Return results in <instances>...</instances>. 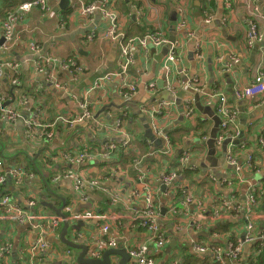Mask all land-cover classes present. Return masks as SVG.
Wrapping results in <instances>:
<instances>
[{
  "label": "crops",
  "instance_id": "obj_1",
  "mask_svg": "<svg viewBox=\"0 0 264 264\" xmlns=\"http://www.w3.org/2000/svg\"><path fill=\"white\" fill-rule=\"evenodd\" d=\"M24 1L0 0V16ZM179 1L183 30L177 29L179 15L172 0H116L110 4L119 31L128 39L159 34L165 43L147 51L135 46L128 77L122 81L116 74L97 89H93L97 77L119 71V43L105 36L107 21L99 14L81 17L71 9V0L64 9L52 6L53 12L47 15L32 10L25 21L14 25L9 48L3 49L0 43V61L19 65L17 85L10 83V70L0 76L3 105L19 115L12 122L0 118V160L3 175L12 168L24 173L19 185L9 181L4 190L22 207L28 208L26 200H34L31 214L58 216L46 203L62 209L65 218L81 216L74 225L68 224L65 238L87 247L86 257H92L99 241L115 240L126 251L145 245L155 264H217L210 253H194L191 243L215 247L241 240L245 223L232 208L243 212L249 186L257 193L250 222L256 236L264 235V95L251 100L235 97V89L247 86L258 73L264 74V0ZM57 15L64 18V25ZM251 26L261 39L249 45ZM95 29V39L88 41ZM169 41L177 53L171 63L166 62ZM67 59L82 69L81 75L62 65ZM38 61L45 63L42 74L35 70ZM124 83L133 85L135 92L122 96ZM218 97L225 98L234 114L229 133L239 131L238 145L211 141L213 133L214 137L220 133L215 114ZM161 103L165 105L161 107ZM85 113L88 115L83 116ZM35 116L50 130V139L40 131L27 132L26 122ZM79 117H83L81 122L76 120ZM157 129L168 137L169 144L157 135ZM106 143L115 145V152L103 158ZM81 153L90 158L80 163L64 158ZM228 156L241 166L240 173L227 163ZM248 157L251 167L245 164ZM172 172L176 178L162 191L161 178ZM66 173L96 181L99 187L84 190L81 196L73 181L64 178ZM145 188L152 194L154 206L168 210L158 220L166 238L162 248L129 223L131 208L137 212L145 209ZM134 191L138 197L127 202ZM223 202L229 203L228 212L221 208ZM215 210L217 217H213ZM63 225L47 226L40 237L49 249L31 259L29 246L39 235L25 225L1 220L0 243L9 241L13 250L2 264H78L81 251L59 245ZM104 227L108 228L106 234ZM170 242L175 245L168 251ZM68 250L71 254L65 258ZM256 250L255 244L245 245L238 264L254 263L259 257L264 263V246L261 255ZM185 252L191 260H186ZM117 260L113 257V264Z\"/></svg>",
  "mask_w": 264,
  "mask_h": 264
},
{
  "label": "built area",
  "instance_id": "obj_2",
  "mask_svg": "<svg viewBox=\"0 0 264 264\" xmlns=\"http://www.w3.org/2000/svg\"><path fill=\"white\" fill-rule=\"evenodd\" d=\"M61 0H25L20 6H18L13 11L6 14L4 20L1 24V31L3 37V49H8L10 44L13 41V27L15 24L25 21L28 15L32 12V10L37 9L42 14H50L53 12V7L57 8ZM116 0H102L100 2H95L92 4L85 5L82 0H71V9L76 11L81 17L90 18L95 14H99L102 19L107 21L108 29L105 31V36L108 37L112 41H117L120 47L119 53V71L117 73L108 74L99 76L96 78L95 83L93 85V89H97L102 86L106 82H111L116 74L118 75L116 79L124 81L126 77H128V69L132 64V55L134 51V47L138 46L144 51L150 48V46L158 47L162 46L165 43V40L159 34H147L141 38L128 39L123 33L119 31L118 26V17L114 11L111 10L110 4ZM176 4V12L179 15V21L177 24L178 30L185 29V21H184V13L183 8L179 0H172ZM58 21L64 25L65 20L61 16L57 15ZM97 29L93 30L91 34L86 38L88 41H92L96 37ZM261 38L257 37L256 29L254 26L250 27V33L248 34V44L252 45L256 41H259ZM198 44H196V49L198 48ZM31 50H35L33 48V44L30 45ZM177 59V53L175 50V44L170 45L169 52L166 57V62L171 63ZM64 67H69L74 69L76 72L75 75H81L82 69L77 67L74 61L67 59L65 62H62ZM45 63L36 62L35 70L37 74H42L44 72ZM11 71V84L17 85L19 78V65L15 62H7L0 61V76L3 74L4 70ZM195 83V81H194ZM125 85H121L120 94L124 97L129 93L135 92V87L131 84L124 83ZM190 87V84H188ZM154 86H151L153 88ZM125 89V91H124ZM128 92V93H125ZM264 95V74L258 73L253 80L247 84L242 89H235V97L237 99H255L262 97ZM5 95L0 91V118L6 122H12L19 119V115L11 108L5 107L4 104ZM165 103H161L160 106H164ZM4 106V107H3ZM215 113L219 117V135L217 136L216 142L220 144L223 141L229 140L232 141L234 138H239L240 133L236 130L233 134L229 133V125L233 122L234 114L231 113L229 109V104L226 102L224 97H218V102L215 106ZM190 113V112H189ZM85 113L83 116H87ZM83 117L77 118V122H81ZM65 121L64 119H61ZM75 120V121H76ZM74 121V122H75ZM27 132L30 134L32 132H39L44 134L47 139L52 137V134L47 132L50 131L46 128L45 125L40 123L36 116L26 122ZM119 124H117L118 126ZM157 135L162 136L167 144H169V139L162 133L159 129L156 130ZM261 146L264 150V142L261 143ZM115 152V145L111 143H106L103 146V150L101 153V157L108 158ZM70 163H80L89 159V155L87 153H81L72 157L70 155L64 157ZM182 163L185 164L186 157L181 159ZM252 158L248 157L246 161V166L251 167ZM227 163L229 165L234 166V170L236 173H240L241 166L237 164L231 156L227 157ZM4 166L3 162L0 160V221L4 220L7 222H12L17 226H27L32 232L39 235V238L35 241L33 240L29 246V252L31 255V259H34L36 255L41 254L45 251V253L49 249V245L47 242L43 241L40 235L43 237L47 226L50 225L51 229L58 227L60 224L67 223L69 225H74L77 219H81V216L75 215L74 217L65 218L59 216H44L31 214L29 208L35 207L36 203L34 200H26V207H22L18 204H15V199L11 196V194L7 193L4 190V187L7 182L13 181L16 185L20 184V179L23 176V171L17 168H12L9 170L8 174L3 175ZM60 177H63L60 176ZM60 177H57L56 180ZM64 178L71 179L75 186V191L83 196V191L87 189H96L99 187V184L96 181H87L81 178L79 175L75 173H66ZM176 178L175 172L164 175L161 178L162 184L167 187L172 181ZM146 190L145 196V209L141 212H137L133 207L131 210L133 211V215L129 218V223L131 226H137L141 230H143L148 235V241L154 243L158 248H162L165 245L166 238L161 228L158 225V220H160L162 214L167 212L163 208H157L153 205V196ZM138 197V193L136 191L132 192L127 202L135 201V198ZM188 201V199L186 200ZM115 202V200H113ZM257 206V198H256V189L254 186H249L246 190L245 201L243 203V212H240L238 207H233L235 215L242 219L245 223L244 225V234L241 240H238L236 243L227 242L224 246H200L195 242L191 243L192 250L197 254L210 253L213 258V261L218 264H238L240 262V258L242 255L243 247L249 244L257 245L256 254H260L262 252L261 245L264 242V235L256 236L253 231L252 223L250 222L251 218V210ZM221 208L225 211L230 210V205L228 202H223L221 204ZM219 212L215 210L213 213V217H217ZM195 224V229H198V224L193 221ZM108 231L107 227H104L102 232L106 234ZM97 249L92 254L91 258H100V254L103 249H114L118 247V243L115 240L104 241L101 240L97 243ZM44 253V254H45ZM129 256L130 264H155L153 259L148 257V249L145 245H141L137 248H131L127 251ZM12 244L9 241H4L0 243V264L9 260L12 256ZM70 251H66L64 253V257L68 258L70 256ZM20 257V256H19ZM21 259V257H20ZM34 264V263H28Z\"/></svg>",
  "mask_w": 264,
  "mask_h": 264
},
{
  "label": "water",
  "instance_id": "obj_3",
  "mask_svg": "<svg viewBox=\"0 0 264 264\" xmlns=\"http://www.w3.org/2000/svg\"><path fill=\"white\" fill-rule=\"evenodd\" d=\"M69 4V0H61L59 3V7L61 9H64L67 7V5ZM175 20V13L172 14V21ZM0 43H3V39L0 41ZM170 44H172V41H169ZM219 130V123L217 125V131ZM214 136L215 133H213L212 135V139L211 141H214ZM230 143H233L234 145H238L241 143V141L239 139H234L232 141L226 140L223 142V144L228 145ZM161 190L164 191L165 190V186L160 184ZM43 205V204H42ZM45 206H47L49 209H51L56 215L60 216V217H64L61 210H56L53 207H51L49 204L44 203ZM43 205V206H44ZM69 228L67 223H64L63 225V229L62 232L60 234V238H59V245L61 247L66 246L69 249H73V250H80L81 253L78 255L77 257V263L78 264H113L112 262V258L113 257H117V264H127L129 263V256L127 251L124 248H115V249H108L105 252H103V254L101 255V257L99 259L97 258H89L86 257V254L88 252L87 247H84L83 245H78L75 242H71L68 241L65 236L67 233V229ZM75 228V227H73ZM264 244V242H263ZM262 244V245H263ZM175 244L172 242H170V244H168L167 250L170 251L171 248H173Z\"/></svg>",
  "mask_w": 264,
  "mask_h": 264
},
{
  "label": "trees",
  "instance_id": "obj_4",
  "mask_svg": "<svg viewBox=\"0 0 264 264\" xmlns=\"http://www.w3.org/2000/svg\"><path fill=\"white\" fill-rule=\"evenodd\" d=\"M83 1V3L85 4V5H87V4H92V3H95V0H93V1H86V2H88V3H86V2H84V0H82ZM10 7V6H9ZM8 9V8H7ZM11 9V7L8 9V10H6V11H4L2 14H1V16H0V19H4L5 18V14L9 11ZM178 195V194H177ZM256 198H257V193H256ZM262 197L261 196H259V198L258 199H261ZM176 199L178 200L179 199V197L177 196L176 197ZM264 246V244L263 245H261V250H262V247ZM256 247H257V245H256ZM262 254V252H260V254L259 255H261ZM218 264V263H217ZM250 264H264L263 263V260H261V257H259V260L256 262V261H254V263H250Z\"/></svg>",
  "mask_w": 264,
  "mask_h": 264
},
{
  "label": "rangeland",
  "instance_id": "obj_5",
  "mask_svg": "<svg viewBox=\"0 0 264 264\" xmlns=\"http://www.w3.org/2000/svg\"><path fill=\"white\" fill-rule=\"evenodd\" d=\"M7 153V152H6ZM187 257H186V260H191L192 258H191V256H190V254L188 253V252H185L184 253Z\"/></svg>",
  "mask_w": 264,
  "mask_h": 264
},
{
  "label": "flooded vegetation",
  "instance_id": "obj_6",
  "mask_svg": "<svg viewBox=\"0 0 264 264\" xmlns=\"http://www.w3.org/2000/svg\"><path fill=\"white\" fill-rule=\"evenodd\" d=\"M216 139H217V137H214V141H213V143L215 142L216 144H218L217 142H216ZM224 142V141H223ZM223 142H221V143H223ZM220 143V144H221ZM229 145V144H228ZM226 150V149H225ZM234 167V166H233ZM247 167H250V166H247ZM235 171V170H234Z\"/></svg>",
  "mask_w": 264,
  "mask_h": 264
},
{
  "label": "clouds",
  "instance_id": "obj_7",
  "mask_svg": "<svg viewBox=\"0 0 264 264\" xmlns=\"http://www.w3.org/2000/svg\"><path fill=\"white\" fill-rule=\"evenodd\" d=\"M245 100H251V99H245ZM216 114V113H215ZM217 115V114H216ZM218 116V115H217ZM163 133V132H162ZM165 135V134H164ZM167 137V136H166ZM168 138V137H167ZM170 142V141H169ZM160 184H162V183H160ZM162 185H164V184H162ZM119 247V246H118ZM108 249H111V248H108ZM107 249V250H108ZM115 249V248H114ZM97 259H99V258H97Z\"/></svg>",
  "mask_w": 264,
  "mask_h": 264
}]
</instances>
